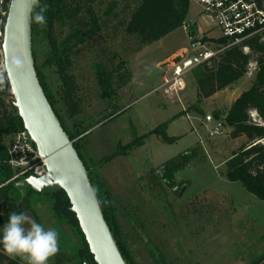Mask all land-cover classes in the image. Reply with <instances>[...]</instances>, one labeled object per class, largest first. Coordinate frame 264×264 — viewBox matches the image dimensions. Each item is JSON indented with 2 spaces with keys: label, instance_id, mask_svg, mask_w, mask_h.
<instances>
[{
  "label": "rangeland",
  "instance_id": "rangeland-1",
  "mask_svg": "<svg viewBox=\"0 0 264 264\" xmlns=\"http://www.w3.org/2000/svg\"><path fill=\"white\" fill-rule=\"evenodd\" d=\"M203 21L209 30L206 37H200L213 48V40L221 37V32L204 17L199 5L189 0L185 23L198 25ZM185 23L129 56L130 80L121 87L114 85L115 92L107 98L100 97L95 64L114 66L124 58L121 32L113 35L108 29L110 36L103 31L100 38L78 48L72 56V73L80 109L66 123L73 129L75 121L79 127L98 121L85 132L82 150L87 161L99 164L119 143L126 144L170 120L166 133L177 138L173 143L148 134L126 155L101 160L96 169L114 197L125 245L136 264H157L160 256L169 264H254L264 255V202L225 176L226 161L245 137L232 138L224 118L237 93L251 85L255 63H249L239 80L198 104L199 111L190 109L195 104L191 72L177 96L155 90L163 79L160 68L164 75L170 69L156 63L187 45ZM54 89L61 92L57 81ZM4 98L6 102L14 100L9 91ZM61 112L66 116L64 110ZM251 118L258 122L254 112ZM217 122L221 132L209 136L208 130ZM195 146L199 148L191 163L173 175L175 187L153 178L164 161ZM25 197L27 205L22 212L59 233V251L48 264L55 256L62 264H77L75 250L81 246L77 228L67 218L55 215L50 197L27 193V189ZM10 256L28 264L26 258Z\"/></svg>",
  "mask_w": 264,
  "mask_h": 264
},
{
  "label": "trees",
  "instance_id": "trees-1",
  "mask_svg": "<svg viewBox=\"0 0 264 264\" xmlns=\"http://www.w3.org/2000/svg\"><path fill=\"white\" fill-rule=\"evenodd\" d=\"M9 2L10 0H0V63L2 33ZM254 2L258 7L264 8L263 0H254ZM188 4L189 0H40L35 16H45L46 23L42 26L35 18L31 21L34 68L52 110L63 130L72 140L78 157L86 169L96 163L84 158L82 138L98 121L87 123L85 127H79L75 121L72 124L73 129L67 126L66 121L75 117L80 109L79 99L74 90L73 54L78 48L100 38L103 31L108 36H110L108 29H112L113 35L121 32L124 58L114 66L106 67L101 62L95 64V78L100 87V97H110L115 92L114 85L121 87L130 80L129 56L183 25ZM213 42L216 45L226 44V39L219 37ZM251 61L255 63L253 81L234 99L224 118L225 124L231 127L232 138L245 137V142L234 150L226 161L225 176L230 181L240 182L247 191L264 202V29L239 43L227 45L210 59L208 64L204 63L192 68L191 74L196 93L195 104L190 109L197 111V105L204 99L243 77ZM56 81L60 84L61 92L54 89ZM7 87L9 88V84ZM4 96L5 92H0V237L9 214L12 211L20 213L27 205V197L20 200L21 192L15 186L18 179L11 180L14 170L7 162L6 143V141L10 143L16 132L24 129L23 122L13 101L6 102ZM62 110L65 111L66 116H63ZM251 112L255 113L258 122L252 120ZM169 121L160 123L149 133L134 138L126 144L119 143L114 153L101 160L109 161L116 156L126 155L130 148L142 144L148 134H156L162 141L173 143L177 138L166 133ZM198 148L197 146L189 148L164 161L153 178L175 187L174 173L191 163ZM101 160L98 162H102ZM88 177L124 260L127 264H136L125 245L124 235L121 232L122 225L117 218L112 193L98 178V170L90 172ZM26 189L27 193L50 197L55 215L67 218L77 228L81 235V246L75 250L77 264H83L84 258L89 264H97L89 252L75 214L69 209L70 202L66 193L62 189L53 194H40L29 187ZM156 263L169 264L161 256L157 257ZM0 264H23V262L19 258L10 256L0 244ZM50 264H62V260L55 256ZM254 264H264V255Z\"/></svg>",
  "mask_w": 264,
  "mask_h": 264
},
{
  "label": "water",
  "instance_id": "water-1",
  "mask_svg": "<svg viewBox=\"0 0 264 264\" xmlns=\"http://www.w3.org/2000/svg\"><path fill=\"white\" fill-rule=\"evenodd\" d=\"M39 5L40 0H10L2 33V62L13 105L46 166L43 175L21 178L15 186L21 192L20 200L25 197L27 187L40 194H53L62 189L94 261L97 264H127L88 177L102 162L85 168L37 78L31 21ZM17 61L21 67L16 66ZM83 264L89 263L84 259Z\"/></svg>",
  "mask_w": 264,
  "mask_h": 264
},
{
  "label": "built area",
  "instance_id": "built-area-1",
  "mask_svg": "<svg viewBox=\"0 0 264 264\" xmlns=\"http://www.w3.org/2000/svg\"><path fill=\"white\" fill-rule=\"evenodd\" d=\"M197 3L203 15L208 17L219 28L221 37L226 44L207 46L200 36L193 33L190 25L186 24L185 34L187 45L168 58L163 65H169L167 74L155 90L162 89L170 97L177 96L186 87L185 76L192 68L209 63L227 45L236 44L260 33L264 29V8L258 7L254 0H192ZM0 92H10L8 80L0 63ZM221 132V123L208 130L209 136ZM8 164L14 170L11 180L27 176H41L46 172L44 159L38 154L28 132L23 129L14 134L8 146Z\"/></svg>",
  "mask_w": 264,
  "mask_h": 264
},
{
  "label": "clouds",
  "instance_id": "clouds-1",
  "mask_svg": "<svg viewBox=\"0 0 264 264\" xmlns=\"http://www.w3.org/2000/svg\"><path fill=\"white\" fill-rule=\"evenodd\" d=\"M35 20L42 26L46 23L43 15H36ZM16 66L22 65L17 61ZM2 233L0 244L4 250L9 255L26 258L28 264H48L50 257L59 251L57 230L45 228L25 212L12 211L2 227Z\"/></svg>",
  "mask_w": 264,
  "mask_h": 264
},
{
  "label": "crops",
  "instance_id": "crops-1",
  "mask_svg": "<svg viewBox=\"0 0 264 264\" xmlns=\"http://www.w3.org/2000/svg\"><path fill=\"white\" fill-rule=\"evenodd\" d=\"M199 16H200V14H199ZM204 17H206L205 15H204ZM199 19H201V20H203L204 18H203V16H200L199 17ZM204 21L203 22H201V23H199L198 25H192V24H190V27H191V29L193 30V33L194 34H199V36H205V35H208V33H206V34H204L205 32H208V28H205V25H204ZM206 37V36H205ZM207 38H213V37H207ZM182 48H184V47H182ZM182 48H179L178 50H173V51H171L169 54H167L163 59H161V60H159L157 63H156V66L158 67V65L159 64H161V63H163V62H165L168 58H170L173 54H175L176 52H178L179 50H181ZM160 71L162 72V78H163V75H164V73H163V69H161L160 68ZM193 79V78H192ZM162 81V80H161ZM160 84V83H159ZM193 84H194V81H193ZM195 85V84H194ZM245 89H247V88H245ZM245 89H242L241 91H243V90H245ZM222 90V89H221ZM221 90H219V91H221ZM219 91H217V92H215L214 94H216V93H218ZM241 91H239L238 93H237V95H236V97L240 94V92ZM195 93H196V87H195ZM213 94V95H214ZM195 97V96H194ZM235 97V98H236ZM234 98V99H235ZM208 119H210L209 117H208ZM8 146H9V144H8Z\"/></svg>",
  "mask_w": 264,
  "mask_h": 264
},
{
  "label": "bare ground",
  "instance_id": "bare-ground-1",
  "mask_svg": "<svg viewBox=\"0 0 264 264\" xmlns=\"http://www.w3.org/2000/svg\"><path fill=\"white\" fill-rule=\"evenodd\" d=\"M42 157V156H41ZM43 158V157H42ZM44 159V158H43Z\"/></svg>",
  "mask_w": 264,
  "mask_h": 264
}]
</instances>
